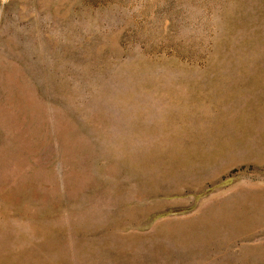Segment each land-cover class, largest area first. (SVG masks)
Here are the masks:
<instances>
[{
  "label": "rangeland",
  "instance_id": "obj_1",
  "mask_svg": "<svg viewBox=\"0 0 264 264\" xmlns=\"http://www.w3.org/2000/svg\"><path fill=\"white\" fill-rule=\"evenodd\" d=\"M0 264H264V0H0Z\"/></svg>",
  "mask_w": 264,
  "mask_h": 264
}]
</instances>
